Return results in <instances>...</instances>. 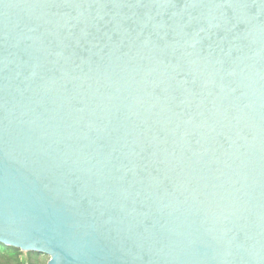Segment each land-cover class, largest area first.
<instances>
[{
  "label": "water",
  "instance_id": "95a60500",
  "mask_svg": "<svg viewBox=\"0 0 264 264\" xmlns=\"http://www.w3.org/2000/svg\"><path fill=\"white\" fill-rule=\"evenodd\" d=\"M0 237L264 264V0H0Z\"/></svg>",
  "mask_w": 264,
  "mask_h": 264
},
{
  "label": "trees",
  "instance_id": "16d2710c",
  "mask_svg": "<svg viewBox=\"0 0 264 264\" xmlns=\"http://www.w3.org/2000/svg\"><path fill=\"white\" fill-rule=\"evenodd\" d=\"M0 253H3L4 255H6V256H10V257H15V256H17L18 254H19V259L21 260V261H23L24 262V264H36V263H34L33 261H31V260H24L23 259V253H21L20 251H18V250H13V249H9V248H6V247H4V246H2V245H0ZM28 256H36V255H28Z\"/></svg>",
  "mask_w": 264,
  "mask_h": 264
},
{
  "label": "clouds",
  "instance_id": "9594fccd",
  "mask_svg": "<svg viewBox=\"0 0 264 264\" xmlns=\"http://www.w3.org/2000/svg\"><path fill=\"white\" fill-rule=\"evenodd\" d=\"M0 264H24V262L19 259V254L15 257H10L0 253Z\"/></svg>",
  "mask_w": 264,
  "mask_h": 264
},
{
  "label": "rangeland",
  "instance_id": "374dc122",
  "mask_svg": "<svg viewBox=\"0 0 264 264\" xmlns=\"http://www.w3.org/2000/svg\"><path fill=\"white\" fill-rule=\"evenodd\" d=\"M23 257H24V260H31V261H33L36 264H47L48 260H49L48 258L43 257V256H39V257L31 256L30 257L27 254H24Z\"/></svg>",
  "mask_w": 264,
  "mask_h": 264
},
{
  "label": "snow or ice",
  "instance_id": "6c2138e0",
  "mask_svg": "<svg viewBox=\"0 0 264 264\" xmlns=\"http://www.w3.org/2000/svg\"><path fill=\"white\" fill-rule=\"evenodd\" d=\"M0 239H2V237H0Z\"/></svg>",
  "mask_w": 264,
  "mask_h": 264
},
{
  "label": "crops",
  "instance_id": "0c3cea01",
  "mask_svg": "<svg viewBox=\"0 0 264 264\" xmlns=\"http://www.w3.org/2000/svg\"><path fill=\"white\" fill-rule=\"evenodd\" d=\"M23 259H24V257H23Z\"/></svg>",
  "mask_w": 264,
  "mask_h": 264
}]
</instances>
